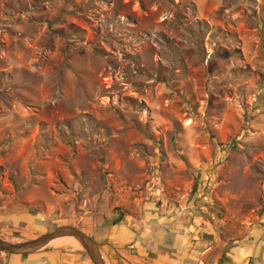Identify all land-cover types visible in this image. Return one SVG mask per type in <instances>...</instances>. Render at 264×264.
Returning a JSON list of instances; mask_svg holds the SVG:
<instances>
[{"label":"rangeland","instance_id":"374dc122","mask_svg":"<svg viewBox=\"0 0 264 264\" xmlns=\"http://www.w3.org/2000/svg\"><path fill=\"white\" fill-rule=\"evenodd\" d=\"M155 208L264 231V0H0V237Z\"/></svg>","mask_w":264,"mask_h":264},{"label":"crops","instance_id":"0c3cea01","mask_svg":"<svg viewBox=\"0 0 264 264\" xmlns=\"http://www.w3.org/2000/svg\"><path fill=\"white\" fill-rule=\"evenodd\" d=\"M143 214L139 221L134 218L137 226L125 225L126 220L123 222L114 214H97L92 216L93 225L81 223L80 231L100 244L101 255L109 257V252L115 251L126 256L128 264H221L224 257L227 264H264V231L254 232L256 235L251 231L246 236L242 230L239 235L224 228L215 231L200 214H178L157 208ZM53 256L1 253L0 264H64L57 263Z\"/></svg>","mask_w":264,"mask_h":264},{"label":"water","instance_id":"95a60500","mask_svg":"<svg viewBox=\"0 0 264 264\" xmlns=\"http://www.w3.org/2000/svg\"><path fill=\"white\" fill-rule=\"evenodd\" d=\"M60 238H73L87 254L92 264H104L100 254V245L79 229L70 226L57 227L52 232L25 242H8L0 237V251L12 255L35 254Z\"/></svg>","mask_w":264,"mask_h":264},{"label":"bare ground","instance_id":"6f19581e","mask_svg":"<svg viewBox=\"0 0 264 264\" xmlns=\"http://www.w3.org/2000/svg\"><path fill=\"white\" fill-rule=\"evenodd\" d=\"M50 246L80 248L79 244L73 238H60V239H57V240L51 242Z\"/></svg>","mask_w":264,"mask_h":264}]
</instances>
